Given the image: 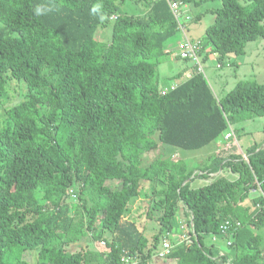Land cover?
<instances>
[{"label":"trees","instance_id":"16d2710c","mask_svg":"<svg viewBox=\"0 0 264 264\" xmlns=\"http://www.w3.org/2000/svg\"><path fill=\"white\" fill-rule=\"evenodd\" d=\"M140 1L149 9L133 16L119 13V0H0V23L10 29L0 34V264H96L94 253L74 247L90 232L110 249L97 264H152L179 206L189 235L166 256L171 264H264V146L224 148L198 174L172 156L144 165L166 144L199 150L237 122L264 116V83L239 80L219 98L195 65L163 93L157 68L177 21L167 0ZM96 3L102 9L93 14ZM37 5L53 11L37 16ZM214 13L200 52L211 46L222 60L264 38V0H222ZM110 25L111 38L98 39ZM12 79L27 91L5 104ZM221 168L236 178L214 176ZM197 178L208 182L194 186ZM114 180L119 188L108 185ZM144 181L154 184L156 203L146 215L159 213L153 247L139 220L127 219ZM75 183L79 202L63 206ZM227 222L221 255L204 239L224 238Z\"/></svg>","mask_w":264,"mask_h":264},{"label":"rangeland","instance_id":"374dc122","mask_svg":"<svg viewBox=\"0 0 264 264\" xmlns=\"http://www.w3.org/2000/svg\"><path fill=\"white\" fill-rule=\"evenodd\" d=\"M242 3H246L247 0H240ZM120 11L119 13L131 14L133 16L144 14L148 11L149 5L145 1L140 0H119ZM194 4L193 15L190 14L193 20L196 15L199 16L195 20V25L197 26V34L194 36L203 37L206 28L215 21L214 10L216 7L222 4V0H211L204 2L200 5ZM114 19V17H112ZM10 29L0 23V34H8ZM96 37L102 41H108L111 38V25L104 28H99L96 33ZM206 52L209 50L211 52V46H206ZM209 48V49H208ZM205 51V50H204ZM203 51V53H204ZM180 48H176L170 53L166 54L161 63L157 68V78L164 84H172L173 82H179L186 80L192 71L193 63L191 60L183 59L180 56ZM214 56H209L206 61H202L203 75L208 80L210 86L216 94H226L231 88H233L239 80L256 81L258 83H264V38L260 37L255 41L249 42L245 48V52L241 55H236L234 53H229L222 60H219L217 53L213 52ZM204 54L201 52V58ZM191 61V62H190ZM220 67H217V64ZM214 67V69L212 68ZM182 70L181 75L178 77H173L177 72ZM182 76V77H180ZM182 78V79H181ZM178 79V80H177ZM169 87L162 86V90L165 91ZM221 89L222 91H219ZM27 91V86L24 81H17L12 79L10 82V90L8 99L5 104H10L17 102L22 99V96ZM3 102V103H4ZM2 103V104H3ZM235 132V137L237 139L238 147L245 148L254 143L261 144L264 141V116L255 117L249 120L240 121L229 127ZM228 129V130H229ZM227 130V131H228ZM226 131V132H227ZM226 132L218 137L212 144L202 148L201 150H186L183 148H176L171 145H164L156 149L151 155L147 156L144 161V165H148L152 160L156 159L158 156L168 157L172 156L174 158H182L187 161L190 168L195 169V174L200 173V168L205 167L209 164L212 157L217 154V152L208 156L209 151H221L224 150L226 140L224 136ZM236 143H233V145ZM241 150V148H240ZM229 179L236 178L237 174L229 173L226 171ZM207 180L197 178L194 186L202 185L207 183ZM145 182V181H144ZM142 185L141 193L138 199L132 204L130 212L127 214V219H138V226L143 230L149 240L148 247H153L154 245V235L159 231L160 225L157 221L159 213L152 211L151 216H147L146 213L152 210V207L156 204L155 198L152 197L150 190L154 184H148L147 182ZM112 188H119L121 185L120 180H114L108 182ZM156 185V184H155ZM80 192V185L75 183L68 191V197L63 202V206H72L79 202L78 194ZM256 194V193H254ZM253 194V195H254ZM250 200V199H249ZM145 213V214H144ZM141 214H144L140 216ZM187 216L185 215L182 206H179L175 212L173 218V229L171 231L163 232L160 237V242L155 250V255L152 257V264H171L174 260L168 259L166 257H161L158 253L162 248V241L168 238L171 243L180 244L182 240L189 235V227L187 225ZM99 224L96 223V226ZM263 235L264 239V227L259 230ZM94 232H90L85 239L81 240L79 243L75 244V250L82 249L90 251L92 254L93 263H102L106 254L109 252L105 241L103 239H94ZM113 237L111 232H105L103 238L106 240H111ZM204 242L211 243V237H205ZM225 249L228 247L223 245ZM264 258V252H263ZM32 261L35 262L37 258V251L31 254ZM225 264V263H223Z\"/></svg>","mask_w":264,"mask_h":264},{"label":"built area","instance_id":"2783aa9c","mask_svg":"<svg viewBox=\"0 0 264 264\" xmlns=\"http://www.w3.org/2000/svg\"><path fill=\"white\" fill-rule=\"evenodd\" d=\"M168 4L170 6V9L177 21V29L181 33L187 32V26L192 20V16L190 15L188 11V5L187 3L183 1H177V0H167ZM201 41L200 40H193L189 37H185L184 41L181 44V52L180 56L183 59L191 60L199 69V71H203L202 67V58H201ZM176 85L170 86L165 91L162 90L163 93H166L168 90L174 88ZM224 139L226 140L225 143V149H229L232 147L233 143L237 144V139L235 137V132L232 128H230L226 135L224 136ZM244 158L247 159V155H244ZM237 226H239V222L236 223ZM232 223L227 222L223 225H221L220 229L222 232V235L224 237L225 245L228 247L230 244V241L228 239L230 230L232 228ZM212 243H215L216 240L220 239L217 236H210ZM177 244L171 243V241L168 238L163 239L162 241V248L161 251H159V255L161 257H166L170 251L176 246ZM118 264V263H116ZM123 264H135V262H131L130 259L126 258L125 263Z\"/></svg>","mask_w":264,"mask_h":264},{"label":"crops","instance_id":"0c3cea01","mask_svg":"<svg viewBox=\"0 0 264 264\" xmlns=\"http://www.w3.org/2000/svg\"><path fill=\"white\" fill-rule=\"evenodd\" d=\"M187 5H188V11H189V13L190 14H192L193 13V9H194V4H192V2H188L187 3ZM193 15V14H192ZM199 18V16L198 15H196V18L193 20V18H192V20H191V22L188 24V26H187V32H185V33H181V32H179L178 31V33L175 35V37L174 38H172L170 41H168L166 44H165V51H166V54H168V53H170L171 51H173V50H175L176 48H180V50H181V44H182V42L184 41V39H185V37H189V38H191V39H193V40H201V36H194V35H196L197 34V26L195 25V20H197ZM206 49H207V47H205L204 48V53H203V51H202V54H204V57H202V61H206V59L208 58L209 59V56H214V54H213V52H210L209 50L206 52ZM209 49V48H208ZM165 54V55H166ZM191 62V61H190ZM193 63V62H192ZM220 64H222V63H220ZM219 63L217 64V67H220L221 65H220ZM195 66V64L193 63V67ZM213 69H214V67H212ZM193 70H194V68H192V71H191V74H190V76L188 77V78H190L192 75H193ZM181 73H182V70H180L179 72H177L175 75H181ZM174 75V76H175ZM173 76V77H174ZM180 77H182V76H180ZM187 78V79H188ZM182 79V78H181ZM178 80V79H177ZM180 82H182V81H180L179 80V82H173L172 84H166V83H164V84H162L161 82H160V84L162 85V86H164V87H170V86H172V85H178ZM234 88V87H233ZM232 89V88H231ZM230 89V90H231ZM219 91H222L221 89H218ZM229 90V91H230ZM228 91V92H229ZM227 92V93H228ZM226 93V94H227ZM216 94V93H215ZM226 94H216L219 98L220 97H223L224 95H226ZM213 143V142H212ZM211 143V144H212ZM209 146V145H208ZM250 146V145H249ZM261 146H264V141H262L261 142ZM202 149V148H201ZM201 149H199V150H201ZM218 150V149H217ZM217 150H214V151H209L208 152V156L210 157V156H212V155H214L216 152H217V154L218 153H220V151H217ZM217 154H215V156L217 155ZM213 158V157H212ZM211 158V159H212ZM210 163V162H209ZM226 171H228V170H224V169H220L219 170V172L218 173H216V174H214V176L215 175H218V174H222V175H225V176H227L228 177V175H227V173H226ZM229 173H230V171H228ZM206 182H208V181H206ZM198 186V185H197ZM253 194H254V192H253ZM254 196V195H253ZM263 236V235H262ZM206 243V242H205ZM212 244H214L215 245V247L216 248H218L219 250H220V254L221 255H223L224 253H226L229 249L227 248V249H225L224 248V246L223 245H225V241H224V238H220V239H218V240H216V242L215 243H207V245H212ZM263 244H264V239H263ZM221 260H219V262H220ZM223 264V263H222ZM225 264H229V263H225Z\"/></svg>","mask_w":264,"mask_h":264},{"label":"clouds","instance_id":"9594fccd","mask_svg":"<svg viewBox=\"0 0 264 264\" xmlns=\"http://www.w3.org/2000/svg\"><path fill=\"white\" fill-rule=\"evenodd\" d=\"M101 9H102V5L100 3H96L92 7V13L96 14ZM51 11H53V9L50 6H45V5H37L33 9L34 14L37 16L45 15ZM105 18H106L105 15L100 16L101 21H103Z\"/></svg>","mask_w":264,"mask_h":264}]
</instances>
